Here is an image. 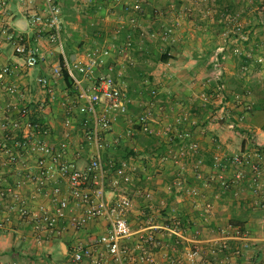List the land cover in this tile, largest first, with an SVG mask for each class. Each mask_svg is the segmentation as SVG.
<instances>
[{"label": "crops", "instance_id": "1", "mask_svg": "<svg viewBox=\"0 0 264 264\" xmlns=\"http://www.w3.org/2000/svg\"><path fill=\"white\" fill-rule=\"evenodd\" d=\"M64 1L71 4L69 11L74 14V21L70 23L66 21L65 24L74 34L66 33L62 38L61 48L41 42L44 60L30 75H18L12 80L22 92L24 101L41 103L50 100L49 108L41 112L40 117L49 126L56 129L60 127L61 123L56 120L58 110L54 107L55 96L70 99L71 96L75 97L76 92H71L61 78L54 77L53 67L59 66V56L54 53L60 54L63 58L67 51L71 53L70 62L77 63L83 59L84 52L93 47H109L113 56L103 60L99 72H105V66L110 63L123 71L122 78L139 76L148 82L154 79L158 83L162 82L156 91L152 90L153 102L148 104L147 112L162 110L165 113L156 112L160 118L157 121L150 118L147 128L159 132L164 126L173 124L176 116L187 114L188 121L192 123L181 124L178 129L189 133L188 140L195 143L197 149L180 166L168 162L161 163L159 158L168 149L176 151L178 143L176 140L170 141L164 135L154 136L158 140V155L140 156L146 164V167H142L144 173L140 180L150 179L155 182L154 184L146 182L143 189L149 194L148 199L144 201L149 203L135 205L150 209L153 204L151 201H154L156 205L159 203L164 206L166 219L172 216L184 217L179 220L182 240L176 241L174 238L167 240L177 244L176 249H171L173 252L157 251L158 246L150 249L157 264H169V257L184 254L195 243L200 249L196 264L204 262L220 264L225 259L226 264H264V192L254 194L246 185L242 189L234 188L228 191H222L217 186L203 188L202 182L196 178L197 173H201L205 178L215 174L213 156L220 150V154L232 153L245 147L247 141L264 150V0H231V5L224 7L217 5L213 9L197 6L186 9L185 5L190 0H140V10L132 14L136 21L135 28H131L125 21L127 15L123 9L125 4L131 3L132 0H103L98 3L94 14L90 15L86 7L95 0H58L61 8ZM184 9L189 12L184 15L187 14L190 18L181 16ZM224 12L231 15L233 24L239 23L242 34H233L224 19L219 18ZM32 13L46 14L43 0H29L26 9L19 5L18 0H9L3 22L17 28L16 25H20L18 21H24L28 14ZM86 14L89 16L88 19ZM81 20H84V25ZM158 27L161 29L169 27L173 33L168 41L162 40L159 35L157 37L163 51L170 56L166 63L146 58V48L150 47L149 40H155L152 37ZM230 32L231 34H228ZM127 35H130L133 41V48L130 53L121 56L118 48ZM217 50H222V53H218V66H215L214 54ZM12 60L8 44L1 43L0 64ZM122 62L134 66L142 65L141 68L145 70L140 72L136 69L137 74L132 76L120 67L123 66ZM75 75L79 79L82 78L77 72ZM37 76L48 80L46 89H41L35 83ZM217 84L223 87L222 91L216 90ZM85 85L86 83H83V86ZM137 92L136 88L134 93ZM130 94L128 90L127 96ZM139 96L142 97L140 94ZM203 96H206V99H203ZM236 96L242 97V105L237 102ZM6 104V99H2L0 106L4 108ZM133 105L142 107L147 103L129 99V108ZM245 105H249L250 109L245 113L242 122H236L239 114L244 112ZM221 108L228 114L227 118L231 122H236L234 131L226 128L225 122L213 124L207 120L210 112H217ZM2 111L6 114L5 110ZM7 116L11 118L12 114ZM121 118L126 119V116H118L114 128L117 122L122 121ZM136 122L137 119L130 123L137 130L133 131L134 135H148ZM124 124L126 131L131 129L127 128L125 122ZM136 146L141 151L138 143ZM75 150L73 144L68 159H73ZM24 161L30 164L33 160L29 158ZM82 163V160L78 162L80 166ZM2 177L9 183L14 180L11 175L3 174ZM194 186L199 187L201 191V197L198 199L188 195V191ZM218 190L220 194L218 200L213 203L212 211L204 213L202 211L204 199L209 198L212 193L217 196ZM115 192L119 194L117 190ZM230 194L231 202H228ZM113 195V192L108 191L109 198ZM254 200L259 201L258 206H253ZM41 201L48 202L47 199ZM171 205L176 207L177 213L169 212ZM130 213H133V206ZM137 214V211L133 214L136 216L135 220L139 219ZM242 214L243 219H240ZM129 223L133 229L131 220ZM164 224L165 222H159L156 226ZM239 227L249 240V248L240 256H235L232 252L240 242L233 239L231 228ZM101 231H103L101 221L92 222L77 232L67 230L62 225L57 235L44 239L33 235L30 225L14 215L10 224L0 229V264H55L50 256L56 252V248L63 257L73 242L77 240L88 242L94 234ZM155 233L156 237L161 239L164 232L157 230ZM217 239H225L227 249L213 258L208 254V249Z\"/></svg>", "mask_w": 264, "mask_h": 264}, {"label": "built area", "instance_id": "2", "mask_svg": "<svg viewBox=\"0 0 264 264\" xmlns=\"http://www.w3.org/2000/svg\"><path fill=\"white\" fill-rule=\"evenodd\" d=\"M8 3L9 0H0V44H8L13 57L11 62L0 64V104L2 99L7 101L4 108L0 106V229L10 224L12 216L16 215L30 225L33 235L48 239L57 235L62 225L67 230L77 232L92 222L101 221L103 231L94 234L88 242L77 240L69 246V264H157L150 251L160 244L155 231L162 230L167 240L174 238L177 241L182 240V230L176 216L169 218V224L163 226H156L151 218L145 217L143 224L133 230L128 221L132 202L115 192L121 183L128 184L131 178L126 161H104L105 140L115 119L128 113L129 99L122 70L109 63L105 66V72L98 71L105 58L113 57L110 48L88 49L77 63L62 58L76 95L73 100L66 99L62 103L60 127L53 128L40 117V113L49 108L50 100L41 103L24 101L22 92L12 80L18 75H30L44 60L41 42L61 48L60 3L57 0H43L46 14H28L24 20V31L3 22ZM18 3L26 9L29 0H18ZM140 8V0H132L123 8L127 15L125 21L131 28L136 27L132 14ZM241 32V26L235 24L234 33L240 35ZM171 34L172 30L166 28L160 32V37L168 40ZM132 48L133 41L127 35L118 52L124 54ZM218 53H222V50L215 53V66H218ZM75 72L82 78L79 79ZM52 73L55 78H61L60 66L53 67ZM35 83L41 89H46L48 80L37 76ZM83 83L86 85L83 86ZM216 90L222 91L223 87L217 84ZM235 99L242 105V97L236 96ZM249 109L250 106L245 105L244 112L239 114L236 122H242ZM74 112L82 116V120H74ZM8 114H12V117L9 118ZM186 115L176 116L173 124L164 126L159 132L147 128L150 119L148 112L137 118L136 124L148 135H164L170 141H177V150L168 149L159 158L161 163L180 166L196 152L195 143L188 140L189 133L178 129L181 124L192 123ZM227 117L228 114L221 108L217 112H210L207 120L213 124L225 122L226 128L234 131L236 122H231ZM75 132L77 135H74ZM126 135L132 137L133 130L128 129ZM77 143L79 145L75 146L73 159H68L69 151ZM109 143L116 147L119 140L111 138ZM83 156H86V161ZM29 158L33 161L27 164L24 160ZM80 160L82 166L78 164ZM213 162L215 174L207 178L201 173L196 174L203 188L217 186L224 191L242 189L246 185L254 194L264 192V150L260 146L247 141L245 147L235 152L215 154ZM108 172H113V176L108 178ZM3 174L11 175L13 182L9 183L2 177ZM109 185L111 190H108ZM108 191L114 193L110 198ZM188 195L198 199L201 191L194 186ZM144 197L147 200L149 194L145 192ZM43 199L48 202H42ZM258 205L259 201L254 200L253 206ZM202 206L204 213L212 211L211 204L205 202ZM231 232L233 239L240 242L232 254L240 256L249 248V240L239 228H231ZM226 249V240L217 239L208 249V254L216 258ZM199 256L200 249L195 243L184 254L169 257L168 263L196 264ZM220 264H226V259Z\"/></svg>", "mask_w": 264, "mask_h": 264}, {"label": "rangeland", "instance_id": "3", "mask_svg": "<svg viewBox=\"0 0 264 264\" xmlns=\"http://www.w3.org/2000/svg\"><path fill=\"white\" fill-rule=\"evenodd\" d=\"M217 5H219L221 7L222 6L223 7L229 6V5H231V0H190V2L187 1V4L185 6H186V9L191 8V7H195V6H197V8L203 7L204 9L205 8H212L213 9V8H216ZM186 12L189 13L188 11H186L184 9V11H182L183 15H181V16L183 18L184 17L190 18V16H188L187 14L184 15V13H186ZM219 18H221L222 20L224 19L229 30L232 29L231 31L233 32V34H235L234 33V25L239 24V23L233 24L234 20L233 19L231 20V15H228V14L221 15V16H219ZM231 25H232V27H231ZM167 28H169V27H167ZM162 30L163 29H161V28H159L157 30L155 29L154 33H153V37H152L155 40H152V39H151V41L149 40L150 47L146 48V52H147L146 58H148V60H150V61H156V59L159 58V56L164 52L163 46L161 45V42H159L157 39L158 35L160 37V32ZM172 34L168 38V40L171 39ZM228 34H231V32ZM241 34H242V32H241ZM237 35H239V34H237ZM168 40H165V41H168ZM129 51L125 52L124 54H120V53L119 54L121 56H123V55L130 53ZM214 56H215V54H214ZM140 60H143V59H140ZM121 65H123V66H120V67L124 68L125 71L130 73V75L132 74V76L134 74L135 75L137 74L138 71L136 72V69L139 70L140 72H144V70H145V68L144 69L141 68L142 65H140V66L135 65L134 66V65H129L127 62H124V63L122 62ZM123 80H124L125 84L127 85V90H129L131 93L128 96L129 99L130 100H139L142 103H147V105H142V107H140L138 105H137V107H134V105H133L132 108H128V113L125 115L126 119L121 118L122 121L117 122V126H115V128L113 126L115 121L112 123L110 134L105 140V145H107L106 149H105V154H106L108 160L112 159L114 161L123 160L121 158V153L118 150L119 148H127V149L131 150L132 152H134L135 154L137 152H140L139 147H137L136 145H137V143L139 144L138 138L142 135L141 134H139V135L135 134L132 137H128L126 135V130H125L126 126H125L124 122L128 125L127 128H131L134 132L137 131L134 129L135 127L133 125H131L130 123L134 122L135 119H137V117H139L141 114L147 112V107H149L148 104L153 102L151 99L152 90L156 91L157 86L159 84H162V82L158 83L156 79H154L152 81L153 82L152 83V82H148L144 78L141 79L139 76L138 77H132V78H130V77L125 78L124 77ZM136 88L138 89V92L134 93V90ZM139 94L142 97H140ZM73 98H74V96H71L70 99H68V100H72ZM156 98H157V96H156ZM148 100H151V101L148 102ZM65 101H66L65 97L55 96L54 107L56 108V110H58L57 111L58 113H56V116H57L56 120L59 123H61V120L63 118L62 103H64ZM156 112L158 114H159V112L165 113L162 110L161 111H154V110L152 111L151 110L149 113L150 118H152L153 120H156V121L160 118L159 115L156 114ZM163 115H165V114H163ZM73 118L76 121L82 120V116L76 114L75 112L73 113ZM74 135H77V133L75 132ZM115 137L119 140V145H117L116 147L111 145V143H109L111 138H115ZM78 145H79L78 143L75 144V146H78ZM220 152H221V150L218 151V154H220ZM226 154H228V153H226ZM83 159L86 161L87 160L86 156H83ZM142 160L143 159H141L139 155L134 156V157L133 156L128 157V159L124 160L128 163V168H129L128 175L131 178V181L128 184L121 183L119 188L117 189V192H119V194L128 197L133 204L132 205L133 206V213H130L129 219H128L129 222L131 220L132 226L134 227L133 229L139 228V226H141L143 224V220L145 219V217L151 218V222L153 224L168 221V219H166V217H167L166 209L164 208V206L162 204L158 203L156 205L154 203V201H151V203H153V204L151 205L150 209L145 208V207H138L135 205V204L142 205L143 202H145V203L148 202V201H144V199H145V197H144L145 192L143 191L144 186H145L146 182L147 183L151 182L152 184H154V182H155L154 180L151 181L150 179H148L147 181L146 180H140V177L143 176L142 174L144 173V171H142V167H146V164H144V162ZM141 161H142V163H141ZM111 176H113V172H108V178H110ZM108 190H111L110 185L108 186ZM220 190H218L217 196L214 195L215 193L214 194L212 193L209 196V198L206 197L204 199L205 202L209 203V204H211V206H213V203H215L218 200ZM228 202H231V194H230V198H229ZM168 210L172 214L177 213V209L175 206H172ZM136 211L138 213L137 215L139 218L137 220H135L136 216L133 215L134 213H136ZM220 212H223V211H220ZM176 217H179V216H176ZM162 234H163V236L161 237V239L160 238L158 239L160 244L157 248V251H161V252L165 253V252H170L172 248L176 249L177 244H175L172 241H167L166 235H164V233H162ZM163 240H165V241H163ZM130 246H131V244H129V247ZM171 252H173V250ZM169 255L171 256V253H169ZM50 257H51V260H53L55 262V264H69L67 262L66 258H62V254L58 248H56V252ZM125 263H126V261H125Z\"/></svg>", "mask_w": 264, "mask_h": 264}, {"label": "trees", "instance_id": "4", "mask_svg": "<svg viewBox=\"0 0 264 264\" xmlns=\"http://www.w3.org/2000/svg\"><path fill=\"white\" fill-rule=\"evenodd\" d=\"M102 1L103 0H95L94 2H92V4L89 3L87 5V7H86L87 13L89 15L90 14H94V11L97 10L98 3L100 4ZM70 5L71 4L69 2L64 1V4H63V6L61 8V20H62L61 30H60L61 40H62V38H64V36H66V33L67 34H71V35L74 34V32H72V30L68 27V25L65 24L66 21L69 22V23L74 21V14L69 11V6ZM224 14H225V12L223 13V15ZM86 18L88 19L89 16L87 15ZM81 22H82V24L83 23L85 24L84 20H81ZM15 29L17 30L16 27H15ZM54 54L59 56V66H60V69H61V79L65 83V86L71 92H73L74 91L73 83H72V80H71L70 76L68 75L66 69L63 67V59H62V57H61L60 54H57V53H54ZM70 54L71 53H68L67 51H65V57H66L68 62H70ZM169 59H170V56L167 54V52H163L159 56V58L156 59V61L159 62V63H166ZM138 142H139V145L141 147V151L137 152L136 154L134 152H132L131 150L127 149V148H119L118 149L120 151V153H121V158L123 159V161L128 159V157H132V156L134 157V156H138V155L139 156H141V155L157 156L158 155V147H157L158 140L156 139V137H154L152 135H143V136H140L138 138ZM103 159H104V161H108L105 152H104V155H103ZM224 191H228V190H224ZM178 219L182 220V219H184V217L179 216ZM240 219H243V214L241 215ZM165 224H169V222L166 221ZM236 225L237 224H231V226H236ZM239 230H242V229H240V227H239ZM66 246L68 247V244H66ZM66 255L63 256V257L66 258Z\"/></svg>", "mask_w": 264, "mask_h": 264}, {"label": "water", "instance_id": "5", "mask_svg": "<svg viewBox=\"0 0 264 264\" xmlns=\"http://www.w3.org/2000/svg\"><path fill=\"white\" fill-rule=\"evenodd\" d=\"M18 24H20V25H16V26H17V28H18L19 30L24 31V30L26 29L25 21H23V20H19V21H18Z\"/></svg>", "mask_w": 264, "mask_h": 264}]
</instances>
